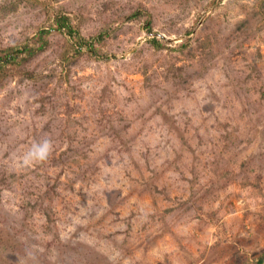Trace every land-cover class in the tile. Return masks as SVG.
<instances>
[{
	"label": "rangeland",
	"instance_id": "rangeland-1",
	"mask_svg": "<svg viewBox=\"0 0 264 264\" xmlns=\"http://www.w3.org/2000/svg\"><path fill=\"white\" fill-rule=\"evenodd\" d=\"M0 264H264V0H0Z\"/></svg>",
	"mask_w": 264,
	"mask_h": 264
},
{
	"label": "clouds",
	"instance_id": "clouds-1",
	"mask_svg": "<svg viewBox=\"0 0 264 264\" xmlns=\"http://www.w3.org/2000/svg\"><path fill=\"white\" fill-rule=\"evenodd\" d=\"M53 150L51 139H42L34 143L31 148L23 155L22 164L25 167L32 166L35 163L47 161Z\"/></svg>",
	"mask_w": 264,
	"mask_h": 264
},
{
	"label": "trees",
	"instance_id": "trees-1",
	"mask_svg": "<svg viewBox=\"0 0 264 264\" xmlns=\"http://www.w3.org/2000/svg\"><path fill=\"white\" fill-rule=\"evenodd\" d=\"M58 26H59L60 29H66V30H67V33H68L69 35H71V36L74 35L73 32H75V31H74V29L72 28L71 24H69V18H67V17H63V18H61V19L58 21ZM81 41H82V40H81ZM87 44H88V43H87ZM13 59H15V57H14ZM1 60H3V61H7V58L1 59Z\"/></svg>",
	"mask_w": 264,
	"mask_h": 264
}]
</instances>
